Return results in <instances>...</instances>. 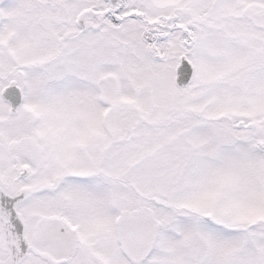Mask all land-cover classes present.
<instances>
[{
	"label": "snow or ice",
	"instance_id": "snow-or-ice-1",
	"mask_svg": "<svg viewBox=\"0 0 264 264\" xmlns=\"http://www.w3.org/2000/svg\"><path fill=\"white\" fill-rule=\"evenodd\" d=\"M0 264H264V0H0Z\"/></svg>",
	"mask_w": 264,
	"mask_h": 264
}]
</instances>
